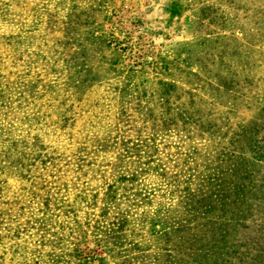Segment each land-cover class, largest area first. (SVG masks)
Listing matches in <instances>:
<instances>
[{"label": "rangeland", "instance_id": "obj_1", "mask_svg": "<svg viewBox=\"0 0 264 264\" xmlns=\"http://www.w3.org/2000/svg\"><path fill=\"white\" fill-rule=\"evenodd\" d=\"M0 264H264V0H0Z\"/></svg>", "mask_w": 264, "mask_h": 264}]
</instances>
